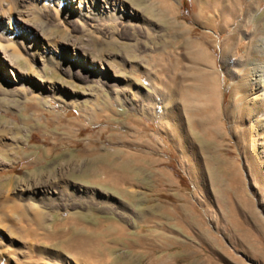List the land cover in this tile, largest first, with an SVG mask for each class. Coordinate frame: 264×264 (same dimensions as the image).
<instances>
[{
    "label": "rangeland",
    "instance_id": "1",
    "mask_svg": "<svg viewBox=\"0 0 264 264\" xmlns=\"http://www.w3.org/2000/svg\"><path fill=\"white\" fill-rule=\"evenodd\" d=\"M123 1L140 19L53 28L107 80L23 55L30 87L0 82V264H264V0ZM44 76L57 97L32 86ZM46 183L73 199L17 195ZM68 221L107 236L91 255L68 223L48 237Z\"/></svg>",
    "mask_w": 264,
    "mask_h": 264
},
{
    "label": "bare ground",
    "instance_id": "2",
    "mask_svg": "<svg viewBox=\"0 0 264 264\" xmlns=\"http://www.w3.org/2000/svg\"><path fill=\"white\" fill-rule=\"evenodd\" d=\"M221 1L222 3L224 2V4H226L225 2L227 1H231L230 4L233 6L230 5V11L235 12L234 10L237 7V0ZM127 6L128 5L123 0H0V82L2 79L6 78V74L8 72L10 78H12L15 82V87H30L27 72L20 70L18 67L20 66L18 59L23 58L26 60L23 55H28L31 57L30 59H32V61L41 64V69L42 66L47 63L51 64V66L57 64L64 65L61 63H66L65 67H62L63 69L70 66L69 69H74L76 71L87 70V76H90L93 81L107 80L108 73L106 66L102 63H97V61L93 59L89 60L85 56H82L79 51V45H77L75 41L73 42L71 39L72 42H69L64 38L62 39L55 36L53 28L58 29L61 26L64 27V24L68 22L73 23L72 25L77 24V26H81L82 28L84 26L95 28L99 25L103 26L108 23L120 24L123 21L126 22L134 19H140V15L135 10L132 11L129 9ZM204 8L205 7L203 6L199 9L200 13L204 12ZM32 16L44 18L45 24L35 25L31 21L30 17ZM225 21L226 20L224 18V22ZM224 24L225 23H223V25ZM1 40L4 41L5 44L2 43ZM14 41L18 42L17 45H19V48L16 43L14 44ZM83 43L85 42L83 41ZM257 43L258 44H256L254 48L255 51L264 56V38H260ZM13 45H16V47ZM192 48H194V52H196L195 54L198 55V58L203 55V48L199 46V44L194 45ZM81 49L84 48L82 47ZM252 75L251 82H249L257 86L260 90V92L253 95L252 98L257 100L260 99L261 102H263L264 87L261 89V86H264V62L262 65L258 64L254 66ZM38 79L41 81V84L32 86L40 91H43V94L53 97H57L59 95L57 91L58 87L52 83L51 80L45 78V76L44 78L38 77ZM110 85H113V83ZM31 91L35 92L33 90ZM29 95V99H31L34 96V93H30ZM126 100L129 102V99ZM17 195L24 201V205H26V207H28V205H33L32 202L35 201L41 203L48 201L51 203L52 201L73 199V196L65 189L64 186H62V188H53L52 185H48V183L41 185H29L28 187L25 186L17 192ZM74 195L80 196L79 193ZM38 212L39 213H37L35 218L36 224L46 228L44 220L45 214L40 210ZM67 223L71 229L69 231L71 235H67L68 239L75 244H78V251L84 253L88 252L90 255L92 252L87 249V245L89 246L92 243L102 244V241L104 240L103 238L107 236L108 233L107 229L105 230L99 227L93 235L89 236L94 231L86 226H79L77 223L68 221L66 223H53L54 225H51L52 231H49L50 234L48 237H55L59 235V227ZM77 230H79V232H81L80 230H84L85 233L88 232L89 234L84 235V233V236L74 238V233ZM167 264H172V262H167Z\"/></svg>",
    "mask_w": 264,
    "mask_h": 264
},
{
    "label": "crops",
    "instance_id": "3",
    "mask_svg": "<svg viewBox=\"0 0 264 264\" xmlns=\"http://www.w3.org/2000/svg\"><path fill=\"white\" fill-rule=\"evenodd\" d=\"M154 64H156L157 66H160L161 67V70L163 69L162 68V66L161 65H159V63H156V61H155V63ZM162 71H164V70H162ZM169 79V78H168ZM170 84L168 83V88L170 89V86H169ZM172 87V86H171ZM173 88V91H174V87H172ZM188 92V91H187ZM171 95V94H170Z\"/></svg>",
    "mask_w": 264,
    "mask_h": 264
}]
</instances>
